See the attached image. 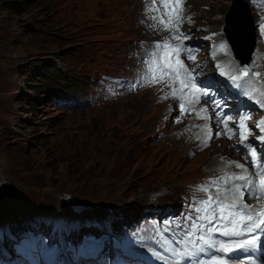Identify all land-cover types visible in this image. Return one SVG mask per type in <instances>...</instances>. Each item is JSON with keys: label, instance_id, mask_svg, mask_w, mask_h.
<instances>
[{"label": "rangeland", "instance_id": "374dc122", "mask_svg": "<svg viewBox=\"0 0 264 264\" xmlns=\"http://www.w3.org/2000/svg\"><path fill=\"white\" fill-rule=\"evenodd\" d=\"M140 1L32 0L33 6L27 11L16 13L8 9L9 0H0V221L17 219L21 212H34L50 215L62 224L72 220L70 229H79L84 226L83 218L91 222L96 217L110 225H123L127 232L132 226L139 232L147 228L152 238L153 217L170 218L172 214L157 212L176 213L182 194L188 200L169 220L170 224H190L186 217L196 216L193 206L197 205L189 188L205 185L204 181H193L213 174L229 143L216 142L194 159L188 158L186 154L200 139L198 134L183 130L175 139L158 137L163 130H160L162 116L150 134H142L137 129L141 118H126L127 108L137 102L150 109L161 108L152 92L95 108L76 109L72 105L88 93L97 96L98 89L92 84L99 86V96L109 92L110 73L113 78L122 77L119 94L127 87L133 77L127 67L128 51L135 47V40L145 36L144 28L140 27L143 23L139 20ZM236 1H189L202 23V28L190 25L189 29L206 36L224 31L225 20ZM242 1L247 6L245 12L256 21L257 15L248 0ZM180 27L187 25L183 23ZM172 35L170 32L155 45L166 39L172 44ZM261 42L263 37L258 36L255 48ZM152 52L146 51L151 60ZM198 54L201 57L197 62L212 74L208 63L202 65L206 55L202 50ZM54 65L57 71L45 74ZM139 65L146 68L142 63ZM194 66L204 71L195 62ZM66 91L74 99L64 95ZM53 94L60 102L71 105L54 107L55 102L50 103ZM111 98L115 97H106ZM200 101L204 103L201 98ZM145 113L153 115L152 110ZM213 118L208 119L211 123L207 121V125L214 123ZM176 131L172 127L171 133ZM217 156L218 161L213 162ZM208 166L212 167L209 171ZM209 192L200 198L214 196ZM156 194L160 199L154 201ZM66 199L84 206L86 211L75 215ZM149 210L156 212L147 213ZM34 218L41 220L38 215ZM147 250L165 260L162 254ZM115 252L117 259H121V252Z\"/></svg>", "mask_w": 264, "mask_h": 264}, {"label": "snow or ice", "instance_id": "6c2138e0", "mask_svg": "<svg viewBox=\"0 0 264 264\" xmlns=\"http://www.w3.org/2000/svg\"><path fill=\"white\" fill-rule=\"evenodd\" d=\"M186 0H159V5L164 8L163 15L152 16L151 19L156 23L163 25L165 30L173 32L171 40L179 41L178 44H171L169 40H165L162 43L156 44V49L163 52V63L157 62V52H152V60L149 63V75L142 77L141 83L155 84L163 81L165 77L175 82L179 80L181 85V91L188 89L193 99L189 101L190 104L199 103L200 95H208L207 91L201 92L195 83H191L194 79L193 73L189 71L184 61L179 57L183 53L187 59L195 61L196 56L194 50L185 47L184 41L189 39L190 36L180 32V26L187 20L192 22L190 16L184 17V8L182 5ZM157 0H150L146 11L160 12V7L156 6ZM170 5H179L180 7H173L169 9ZM167 17V19H165ZM173 19L176 23L173 24ZM156 25L153 24V27ZM261 34L264 35V22L259 25ZM175 33H179L178 35ZM217 34H213L215 36ZM212 37H206L211 39ZM213 57L217 51L230 54V47L226 41H221L216 45H213ZM174 54V56H173ZM169 57L171 59H169ZM174 61V62H172ZM234 65V62H230ZM217 67H222L217 65ZM238 75H231L230 79L237 88L244 87L252 83L250 72L252 76H255L258 80H264V76L260 72L253 71L248 66L234 65ZM183 74L184 79H179ZM222 74H225L222 71ZM135 87V84L132 85ZM252 89H248L244 92L245 95H251ZM259 91V90H257ZM176 95V90L170 93ZM259 95L264 97V91H259ZM167 98V97H165ZM180 109L182 112L191 113L194 111L192 108H185L183 103V97L180 98ZM215 103V102H214ZM262 108H264V101H257ZM218 107V104L216 105ZM201 112H207L206 108L201 109ZM199 119H211V116H201L199 112L196 113ZM222 114L217 113V118ZM232 117H225L220 119V124L224 125L223 132H217L216 136L226 135L229 139H232L237 133H239L240 143L246 149L245 159H250L252 163L253 172H249L245 167V164H241L237 161H228V165L234 166L238 169H244L243 174H237L235 172L221 176L217 179L210 180L205 185L200 186L199 191L208 193L210 188L217 186L219 181H223L227 188L218 187L216 189V195H207L206 198L198 201L197 206L193 208V211L198 215L193 217L188 215L187 220L191 221L190 224L184 225L188 229L185 236L189 238V243L195 245V249L191 253H174L177 256H194L197 253L205 252L206 250H212L217 255H213L209 260H198L197 264H228V260L225 259L229 254L236 252L237 250H251L258 246L260 237L255 235L256 233H264V210L250 205L245 202V190L247 195L256 200L264 199V162L258 159L256 147L252 144L246 143L248 135L251 133L250 129H247L245 121L250 119L248 115L240 117L239 124L235 128L228 127V121ZM260 131L264 133V120L257 124ZM209 133L207 139L204 141V145H207L208 139H211V128L208 125L204 126ZM199 138V137H198ZM261 143H264V135L257 138ZM255 177V181L253 179ZM171 223V222H169ZM165 230H167L165 228ZM197 233H200L197 236ZM214 234L225 237L227 239H215ZM250 234L251 238H248ZM199 241V244L196 243ZM254 264V262H253Z\"/></svg>", "mask_w": 264, "mask_h": 264}, {"label": "bare ground", "instance_id": "6f19581e", "mask_svg": "<svg viewBox=\"0 0 264 264\" xmlns=\"http://www.w3.org/2000/svg\"><path fill=\"white\" fill-rule=\"evenodd\" d=\"M189 1L191 2L192 0H186L185 3L188 4ZM149 2H150V0H141L139 2V7L141 9V15L139 17V20L143 21V23L140 25V27L144 28L145 36L143 38H138V40H135V47L134 48L132 47V49L129 51L127 50L128 54L130 56L129 57L130 63L127 64V67L133 73V77L130 79L129 83L127 84V87L124 89V91L122 93H120L115 98H111L110 100H107L108 98L107 99L105 98L102 101L101 105H103L105 103H111L114 100L115 101L113 103H115L121 99L128 98L131 96H136V95H139L141 93L152 92L154 98L159 102V104L157 106H159L161 108L156 109V108L151 107V109H150V107L148 105H144V104L141 105L140 102H137V103L133 104L134 107H132V108L128 107L127 108V114L128 115L126 116V118H129V117H134L135 119L141 118V120H139L140 125L137 127V129L142 134H145V135H148L152 132L151 130H152V128H154L152 126L154 124L156 125V122L159 119H161V116H162V118H164V121L161 122L162 125H161L160 130L161 129H163V130L162 131L159 130L160 132L158 134V137L161 136V138L165 137V138H169V139H175L176 137L180 136V134H181V132H183V130H189L190 133L193 132L196 135L198 134V137L200 138L199 141L197 142L196 146L190 148V149H192V151L190 153L186 154L188 158L194 159L195 157L198 156L199 153L204 152L209 147H212L216 142H220L222 138H216L217 137L216 133H214V131H213L215 129V126L213 125L212 129H211V133H210L211 139H208L206 146L204 145V141L207 139V137L209 135V133L207 132V129L204 128L206 123L201 119L196 120L195 118H193L192 112L191 113L182 112L180 109V103H181L180 98L181 97L184 98L183 103H184V106L186 109L196 107L199 110L200 114H204L205 112H201V109H203L204 107L201 104L200 99H199V103H195V104L189 103V101H191L193 99L192 94L188 89H183V91H181V85L179 84V80H176L175 82H173V80H170L167 77H165V79L163 81H160V82L155 83V84H148V83H141L140 82L142 77L150 74L148 62H150L151 59L146 55V51L152 50L153 52L154 51L157 52V55H158L157 62L163 63V52L161 50L156 49L155 43L159 40H164L163 37L170 35V32L165 30L163 25H160L151 19L152 16L163 15V13H164V8L159 5V0H157V4H156L157 7H160L159 13H157V12L149 13L146 11V8L148 7ZM235 13L238 17L241 16L240 10L237 9L235 11ZM165 19H167V17H165ZM184 23L187 25V27L186 28L180 27V31L184 32L186 30H189L190 25H195V27L202 28V23L200 22L199 18L195 14H194V17L192 18V22H188L187 20H185ZM153 24H155L156 26L153 27ZM225 25H226V27H225V29H223L224 30L223 37L227 35V30H229L227 18L225 20ZM214 27H212V29ZM221 28H220V30H221ZM191 29H194V28H191ZM245 29L248 32V34H249V32H251V34H252L251 42H252L253 33L250 30V28L248 27L247 23H245ZM194 37H195V39L201 38V40H202V39H205L207 36L203 33L195 32ZM211 37L215 38V40H213V38H211L210 40H206L205 41L206 44H209L210 42L217 44L219 41V38H220L219 35H215V36H211ZM172 44H178V41L174 40V42ZM128 48H130V47L128 46ZM125 56L127 57V55H125ZM173 56H174V54H173ZM220 56L222 58H224L225 54L223 52H220ZM179 58L184 61L187 68L193 73L194 79L191 80V83H195L197 86L198 85H211L214 87L217 86L218 79L215 76H213V80H212L210 74H209V78H207L206 77L207 71H205V70L201 71V70L197 69L194 66V61L187 59L184 54H181V56ZM169 59H171V58L169 57ZM259 60L260 61L264 60V49H261V51H260V54L258 56V61ZM140 63L145 65L146 68L145 69L142 68L139 65ZM200 68L203 69L202 67H200ZM254 71H256V70H254ZM256 72H260L262 74V76H264V70L260 66H257ZM181 76H182V79H184L183 74ZM179 79H181V78H179ZM229 82H232V81L230 80ZM133 84H135V87H132ZM173 89L176 90L175 96L170 94L173 91ZM249 89H252L251 93L254 95L251 97L250 100L253 99L254 101H242L241 103H242V105H245V107L249 109V115L251 117L261 118L262 115L264 114V108H262L260 106V104L257 103V101H259V99L261 101H263L261 98L262 96L259 95V91H261V90L257 87L256 83L251 85L249 87ZM257 90H259V91H257ZM229 94L231 95V97L233 99L230 102H234L233 103V105H234L236 103V97L234 96V94H232V92ZM165 97H167V98H165ZM145 110L147 112H151V110H152L153 115L147 116L145 113ZM208 122L211 123L209 120H208ZM124 124H127V122H124ZM142 124H144L146 126L140 127ZM172 127L177 128V131L171 133ZM153 134H154V132H153ZM92 135H94V134H92ZM175 145H178V144L175 143ZM188 149L189 148H187L186 150H188ZM183 150L186 151L185 149H183ZM223 151H226V153H224V155H222V158L219 157L221 159V162L217 163L216 168L213 169V174L210 173L209 175L203 176V177H201V178H199L193 182L204 181L206 184L207 181L209 182L210 180L217 179L221 176L227 175L223 171V169L228 168L229 165L227 162L228 161H235L236 156L235 155L233 156L234 149L227 148V145L224 147ZM262 154L264 155V152ZM182 157L185 158V156H182ZM216 161H218V156H217L216 160L213 162H216ZM212 167H213V165H212ZM212 167L208 166L207 167L208 171L211 170ZM216 169H217V171H215ZM190 183H192V182H190ZM190 183H188V184H190ZM217 186L222 187V188L228 187V185H226L223 181H219ZM217 186H213L210 188V191H212L214 193V196L216 195ZM159 199H160V196L158 194L153 195L154 201L159 200ZM151 207H155V206L152 205ZM197 236H199V235H197ZM214 237H217L220 239L225 238V237L219 236L217 234H214ZM197 243L199 244V241H197ZM189 248H191V247L189 246ZM208 251L209 250H206L205 252H203L205 257L211 254ZM179 253H186V252L181 250ZM179 257H180L181 261L187 262L189 264H197V261L201 260V258L194 260L188 255H183V256H179ZM209 258H208V260H209ZM142 260L145 261L144 264H151L147 259H145V257ZM170 264H179V263H178V261H175V262H171Z\"/></svg>", "mask_w": 264, "mask_h": 264}, {"label": "trees", "instance_id": "16d2710c", "mask_svg": "<svg viewBox=\"0 0 264 264\" xmlns=\"http://www.w3.org/2000/svg\"><path fill=\"white\" fill-rule=\"evenodd\" d=\"M31 6H33L32 0H9L8 9L18 13L22 11H27ZM231 17H233V21L230 20ZM231 17L229 18V22L234 24L235 27L234 38L241 50L246 51L249 45L251 44L252 34L251 32H249L248 34L245 29V23L238 20V16L236 15V13H234ZM55 71H57L56 65L52 66L51 68H48L45 71V74L52 75V73H54ZM71 87L74 88L73 85H71Z\"/></svg>", "mask_w": 264, "mask_h": 264}, {"label": "water", "instance_id": "95a60500", "mask_svg": "<svg viewBox=\"0 0 264 264\" xmlns=\"http://www.w3.org/2000/svg\"><path fill=\"white\" fill-rule=\"evenodd\" d=\"M240 8H241V10H240L241 16L239 17L240 20L244 23H247L248 27L250 28V30L253 33V40H252L251 44L249 45V47L247 48L246 51H242L241 48L238 46V43L236 42L235 38H234L235 37V35H234L235 28L233 27V25L231 26L230 30H227V33H228V36H229L231 43L234 46V50L236 52V55L239 58H241L245 62V64H247L249 62L248 58L250 57V55L253 52L254 47H255V35L254 34H255L256 25H255V21L251 18V16H249V13L245 12L246 5L243 4V2H242V5Z\"/></svg>", "mask_w": 264, "mask_h": 264}]
</instances>
